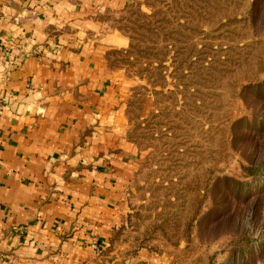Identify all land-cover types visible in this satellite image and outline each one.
<instances>
[{
  "label": "rangeland",
  "instance_id": "374dc122",
  "mask_svg": "<svg viewBox=\"0 0 264 264\" xmlns=\"http://www.w3.org/2000/svg\"><path fill=\"white\" fill-rule=\"evenodd\" d=\"M134 0L107 18L139 150L107 264H264V0ZM121 39V40H120ZM129 50V58L122 51Z\"/></svg>",
  "mask_w": 264,
  "mask_h": 264
},
{
  "label": "crops",
  "instance_id": "0c3cea01",
  "mask_svg": "<svg viewBox=\"0 0 264 264\" xmlns=\"http://www.w3.org/2000/svg\"><path fill=\"white\" fill-rule=\"evenodd\" d=\"M133 1L0 0V264H100L120 226L139 150L104 59L119 39L97 35Z\"/></svg>",
  "mask_w": 264,
  "mask_h": 264
},
{
  "label": "trees",
  "instance_id": "16d2710c",
  "mask_svg": "<svg viewBox=\"0 0 264 264\" xmlns=\"http://www.w3.org/2000/svg\"><path fill=\"white\" fill-rule=\"evenodd\" d=\"M260 1H261V0H253V2H252V6L254 7L253 9H255V5H256V4H259ZM131 49H132V48H131V45H129L128 50H124V51H122L123 54H124L127 58H129L128 53H129V50H131Z\"/></svg>",
  "mask_w": 264,
  "mask_h": 264
},
{
  "label": "built area",
  "instance_id": "2783aa9c",
  "mask_svg": "<svg viewBox=\"0 0 264 264\" xmlns=\"http://www.w3.org/2000/svg\"><path fill=\"white\" fill-rule=\"evenodd\" d=\"M2 110V105L0 104V111Z\"/></svg>",
  "mask_w": 264,
  "mask_h": 264
}]
</instances>
